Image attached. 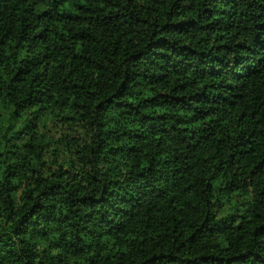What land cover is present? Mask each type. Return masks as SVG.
Here are the masks:
<instances>
[{"label":"trees","instance_id":"16d2710c","mask_svg":"<svg viewBox=\"0 0 264 264\" xmlns=\"http://www.w3.org/2000/svg\"><path fill=\"white\" fill-rule=\"evenodd\" d=\"M0 264H264V0H0Z\"/></svg>","mask_w":264,"mask_h":264}]
</instances>
